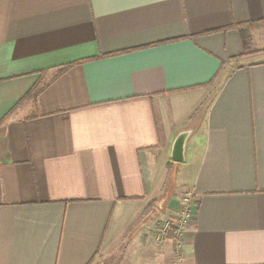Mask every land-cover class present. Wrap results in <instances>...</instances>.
Listing matches in <instances>:
<instances>
[{
	"label": "crops",
	"instance_id": "obj_1",
	"mask_svg": "<svg viewBox=\"0 0 264 264\" xmlns=\"http://www.w3.org/2000/svg\"><path fill=\"white\" fill-rule=\"evenodd\" d=\"M262 19L264 0H0V264H264V22L245 46L235 26Z\"/></svg>",
	"mask_w": 264,
	"mask_h": 264
},
{
	"label": "built area",
	"instance_id": "obj_2",
	"mask_svg": "<svg viewBox=\"0 0 264 264\" xmlns=\"http://www.w3.org/2000/svg\"><path fill=\"white\" fill-rule=\"evenodd\" d=\"M191 198V191L185 193L183 197L184 203L180 206L175 216L170 219H165L162 221V223L159 224L157 228V235L159 238H162L169 230H171L176 239H179L181 237L192 215L191 205L193 200Z\"/></svg>",
	"mask_w": 264,
	"mask_h": 264
},
{
	"label": "trees",
	"instance_id": "obj_3",
	"mask_svg": "<svg viewBox=\"0 0 264 264\" xmlns=\"http://www.w3.org/2000/svg\"><path fill=\"white\" fill-rule=\"evenodd\" d=\"M260 22H264V19L260 20V21H249V22H246V26L243 27V24H235V26H238L236 27L237 30L240 32V36H241V39H242V43H244V46L246 44V39L249 37L250 35V32L254 29V28H257V27H254V26H257ZM70 64L68 65H63L61 67H58L56 69V72L54 74L53 77H55L57 74H59L61 71H63L66 67H68ZM42 73L43 71L40 72V76L37 80V82L30 88V90L25 94V96L23 97L24 99H30L31 100V103L33 106H35V103H36V96L37 94L40 92V90L43 89V87L49 83V81L53 78H51L50 80H45L44 82H41V79H42Z\"/></svg>",
	"mask_w": 264,
	"mask_h": 264
},
{
	"label": "water",
	"instance_id": "obj_4",
	"mask_svg": "<svg viewBox=\"0 0 264 264\" xmlns=\"http://www.w3.org/2000/svg\"><path fill=\"white\" fill-rule=\"evenodd\" d=\"M189 134V129H184L178 132L176 137L173 140L171 151H170V159L173 161H182L183 160V148L184 141Z\"/></svg>",
	"mask_w": 264,
	"mask_h": 264
},
{
	"label": "rangeland",
	"instance_id": "obj_5",
	"mask_svg": "<svg viewBox=\"0 0 264 264\" xmlns=\"http://www.w3.org/2000/svg\"><path fill=\"white\" fill-rule=\"evenodd\" d=\"M257 28H258V27H257ZM253 44H254V43H252V44H248V45L253 46ZM170 189H171V185H170V186L168 185V189H167V191H166L167 193L165 192L166 195L169 194L168 191H169ZM170 194H172V193H170ZM166 195H165V196H166ZM182 196H183V195H182ZM183 197H184V196H183ZM183 197H182V198H183ZM183 203H184V201H183V199H182L180 206H181ZM180 206H177L176 212L179 210ZM175 214H176V213H175ZM174 216H175V215H174ZM174 216H173V217H174Z\"/></svg>",
	"mask_w": 264,
	"mask_h": 264
}]
</instances>
